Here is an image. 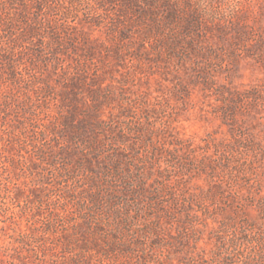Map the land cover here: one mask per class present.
<instances>
[{"label": "rangeland", "instance_id": "obj_1", "mask_svg": "<svg viewBox=\"0 0 264 264\" xmlns=\"http://www.w3.org/2000/svg\"><path fill=\"white\" fill-rule=\"evenodd\" d=\"M0 264H264V0H0Z\"/></svg>", "mask_w": 264, "mask_h": 264}]
</instances>
